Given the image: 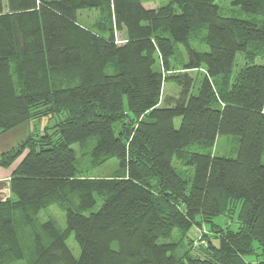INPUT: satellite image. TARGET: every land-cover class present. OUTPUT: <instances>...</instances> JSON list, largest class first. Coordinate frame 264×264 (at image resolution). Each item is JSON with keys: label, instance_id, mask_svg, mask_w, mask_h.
Wrapping results in <instances>:
<instances>
[{"label": "trees", "instance_id": "obj_1", "mask_svg": "<svg viewBox=\"0 0 264 264\" xmlns=\"http://www.w3.org/2000/svg\"><path fill=\"white\" fill-rule=\"evenodd\" d=\"M215 1L0 0V134L56 118L0 156L20 158L0 264H264V0L231 1L249 19ZM176 44L186 55L172 61ZM218 136L235 137L234 156L211 153ZM112 158L110 176H88ZM52 205L63 228L40 218ZM235 213L236 228L213 222Z\"/></svg>", "mask_w": 264, "mask_h": 264}, {"label": "rangeland", "instance_id": "obj_2", "mask_svg": "<svg viewBox=\"0 0 264 264\" xmlns=\"http://www.w3.org/2000/svg\"><path fill=\"white\" fill-rule=\"evenodd\" d=\"M231 1L232 0H216L215 2L219 5L220 10L223 14L234 15V16H237L239 18H244V19L251 18L250 14L243 12L242 10H240L236 6H233L231 4ZM143 2L146 3L147 6H153V5L155 6L157 4L166 3L167 0H158L157 3H152L149 0H143ZM97 13H98L97 10H94V9H92V10H81L78 13L77 18H78V21H80L81 23H83L85 25H90L97 18ZM120 37H121V33L117 32V38H120ZM196 41L197 40H195V47L201 49V45L198 44V42L196 43ZM185 55H186V52H185L184 48L180 44H176V52L174 54V57L172 58V61H174L175 59L177 61V60H180V58H185ZM244 62L245 61L243 58V54L241 52H238L236 54V57H235V63H234L233 71L238 70L244 64ZM254 62L255 63H264V58H256ZM157 67H158V65H156V68ZM193 76L197 78V82H196V85H197L198 81L200 80V78L202 76V71L194 72ZM176 91H178V87L176 86L175 83H173V82H165L164 83V86H163V97L164 98L174 96L176 94ZM194 92H196V89H194ZM55 122H56L55 117L42 116L40 119L34 118V119H31L30 121L26 122L24 124V126L20 129H18L17 131L15 130V131H12L9 133L7 132L6 134H3V137L0 136V150H1L0 156H1V154H5V153L11 151L12 149H14L22 140L27 138L30 133H31V135H33L37 132L41 133L44 131V129L46 127L50 128ZM174 125H175V127H178L179 118L174 119ZM48 130H50V129H48ZM235 143H236L235 137H233V136H218L216 138L214 146L211 149V153L214 155H218V156H226V157L234 156L235 155V151H234ZM75 147H77V146H75ZM188 150L189 151L203 152V151H205V148L199 144L193 143V144H190L188 146ZM19 159L20 158L16 159L13 163L18 162ZM261 161H262V163H264V153L262 155ZM174 164L176 166L180 165V164L177 165L176 161ZM118 165H119L118 160L116 158H112V159L108 160L107 162H105L104 164H102L101 166L93 168L88 173V176H91V177H107V176H110L112 174V172L118 168ZM0 167H2V166H0ZM150 182L153 184L155 182V179H151ZM99 205H100V201L98 199L95 208H97ZM45 216H51V218H53L55 220V222L58 224V226L60 228H63L65 226L64 213L62 210L59 209V207L57 205H52L40 213V218L45 217ZM213 222L217 223L221 226H224L225 224H228V225L231 224L232 228H236V224H237L236 223V213L234 215L232 214L230 216H227V215L216 216L213 219ZM208 225H209V223L204 224L203 227H204L205 231L203 230V228H199V227L197 228L196 227V229H195L193 227L189 232L190 236L193 235L195 237H198L202 233L207 232L209 230ZM172 236H173L175 241H179L181 234L177 230H174ZM196 240H197V238H196ZM66 244L69 247V249L71 250L72 254L75 257H78L79 248H78L76 242L74 241L73 234H70V236L67 238ZM183 248H185V245ZM181 251H182V248L180 249V252ZM198 252H199V249L198 250L193 249L191 253L195 254ZM245 259L251 260L250 257H245ZM9 264H24V262L23 261H17V262L9 263Z\"/></svg>", "mask_w": 264, "mask_h": 264}, {"label": "crops", "instance_id": "obj_3", "mask_svg": "<svg viewBox=\"0 0 264 264\" xmlns=\"http://www.w3.org/2000/svg\"><path fill=\"white\" fill-rule=\"evenodd\" d=\"M144 4H146V3H144ZM24 124H21V125L13 128V129H11L10 131H8V133L15 131V130L17 131L18 129L22 128L24 126ZM6 133H2V134H0V136L3 137V134H6ZM16 164H17V162L13 163L9 168L0 167V200H3L9 196V178H10V174H11V172H12V170Z\"/></svg>", "mask_w": 264, "mask_h": 264}]
</instances>
